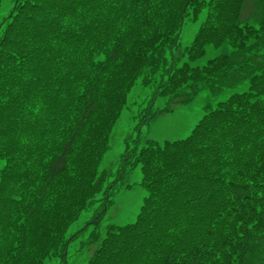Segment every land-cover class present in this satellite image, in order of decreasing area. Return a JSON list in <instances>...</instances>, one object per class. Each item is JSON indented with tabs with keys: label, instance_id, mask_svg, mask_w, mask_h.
<instances>
[{
	"label": "trees",
	"instance_id": "1",
	"mask_svg": "<svg viewBox=\"0 0 264 264\" xmlns=\"http://www.w3.org/2000/svg\"><path fill=\"white\" fill-rule=\"evenodd\" d=\"M245 1L0 0V264H68L69 242L104 215L111 190L68 239L103 186L98 163L131 87L143 76L174 95L228 80L232 55L264 48V0L257 27L240 23ZM205 8L192 58L209 44L234 54L177 68L185 22ZM255 75L188 139L126 151L121 169L140 162L149 195L89 264H209L205 248L220 264H264V70Z\"/></svg>",
	"mask_w": 264,
	"mask_h": 264
},
{
	"label": "rangeland",
	"instance_id": "2",
	"mask_svg": "<svg viewBox=\"0 0 264 264\" xmlns=\"http://www.w3.org/2000/svg\"><path fill=\"white\" fill-rule=\"evenodd\" d=\"M256 5L257 0H249L245 7V18L251 16ZM205 16L206 12L204 11L197 23L186 25L180 40L179 51H187ZM252 19L256 20L257 15ZM231 49L229 45L219 47L208 45L205 55L197 64H207L209 60L227 53ZM258 62L255 64L263 68L264 55L258 57ZM141 78H138L128 94L127 103L111 135L110 146L99 165V173L106 185L116 178L115 173L121 165L122 156L126 152L129 142L132 147L140 150L147 140L165 142L185 139L191 134L199 120L209 111L217 108L219 103L227 101L235 93L246 92L249 89L248 82L243 86L224 87L218 90L202 88L191 98L181 96L183 98L173 102L171 108L168 109L169 97L157 94L156 85L158 81L154 85L144 86ZM149 116H151L150 119H148ZM134 141L136 142L134 143ZM4 165L5 161L0 160V171L4 168ZM142 178L141 166L138 165L129 170L119 180L117 193L111 197L106 216L98 231L104 233L105 227L111 223L124 226L136 221L140 208L148 194L142 185ZM93 214L92 209L84 211L80 218L71 225L68 234L79 230L91 219ZM92 235L93 229L89 228L84 234L71 242V264H86L91 252L98 246L96 241L89 243Z\"/></svg>",
	"mask_w": 264,
	"mask_h": 264
},
{
	"label": "snow or ice",
	"instance_id": "3",
	"mask_svg": "<svg viewBox=\"0 0 264 264\" xmlns=\"http://www.w3.org/2000/svg\"><path fill=\"white\" fill-rule=\"evenodd\" d=\"M113 58H115L114 54H113ZM101 59H102V57H101ZM261 99L264 100V94L261 95ZM261 135H262V138H264V133H262ZM260 209H264V198L261 199L260 208H258L257 211H260ZM257 247H258V249L264 248V238H261L257 241ZM179 252H180L181 256L185 255L183 250H179ZM205 253L211 257L209 264H220L219 256L216 254L215 251L212 250V248H205ZM230 258L231 257H228V259H230ZM172 264H177V261L174 259L172 261ZM183 264H195V262L192 261L191 259L185 258Z\"/></svg>",
	"mask_w": 264,
	"mask_h": 264
}]
</instances>
